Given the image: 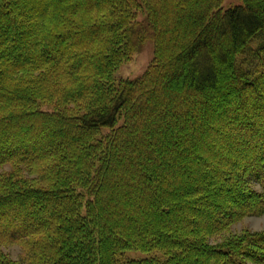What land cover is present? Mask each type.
Here are the masks:
<instances>
[{
	"label": "trees",
	"instance_id": "1",
	"mask_svg": "<svg viewBox=\"0 0 264 264\" xmlns=\"http://www.w3.org/2000/svg\"><path fill=\"white\" fill-rule=\"evenodd\" d=\"M223 2L0 0V264H264V0Z\"/></svg>",
	"mask_w": 264,
	"mask_h": 264
},
{
	"label": "rangeland",
	"instance_id": "2",
	"mask_svg": "<svg viewBox=\"0 0 264 264\" xmlns=\"http://www.w3.org/2000/svg\"><path fill=\"white\" fill-rule=\"evenodd\" d=\"M241 0H224L223 2V9H228L234 5L240 4ZM141 20H144L143 16L139 17ZM262 42L260 38H258L253 43V48H257L259 44ZM153 54H154V42L151 37H147L145 42L143 43L142 47L127 61L123 62L115 71V78L117 80L121 78H136L142 75L150 65V63L153 60ZM238 63L242 65L247 70H250L251 72L254 70H260L262 69V61L258 58H254L249 54H242L238 57ZM254 186L261 190V187L259 184L254 183ZM264 229V214L261 215H249L243 217L238 222L234 223L229 232L227 233H237L240 234L245 230L254 232V231H261ZM226 234V233H224ZM223 238L222 235L219 237H214L211 239V241H217L221 240ZM5 250L10 253V255L13 258L19 259L20 255L22 254V248L19 245H11L8 247H5ZM125 254L127 257H133V258H141L151 255L150 253L142 252L140 250H127L125 251Z\"/></svg>",
	"mask_w": 264,
	"mask_h": 264
}]
</instances>
